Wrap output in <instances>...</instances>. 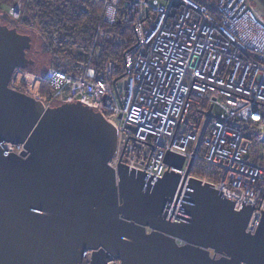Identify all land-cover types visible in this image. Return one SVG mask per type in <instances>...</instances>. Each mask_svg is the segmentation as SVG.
<instances>
[{
  "label": "built area",
  "instance_id": "obj_1",
  "mask_svg": "<svg viewBox=\"0 0 264 264\" xmlns=\"http://www.w3.org/2000/svg\"><path fill=\"white\" fill-rule=\"evenodd\" d=\"M232 1L215 0L211 11L197 0H101L89 41L49 30L41 40L49 56L45 69L15 68L8 87L43 109L77 99L95 106L115 127L111 168L122 157L157 177L168 169L183 176L189 164L188 176L234 199L235 209L253 203L245 228L254 233L264 210V25L251 0L246 9L242 0L229 7ZM21 5L15 0L5 8L22 20ZM118 19L132 25V43L123 62L104 60L103 45L114 38L110 28ZM23 145L0 143L4 154H20ZM168 151L184 156L182 167L165 163ZM182 195L170 202L169 221ZM89 254L82 253L83 264Z\"/></svg>",
  "mask_w": 264,
  "mask_h": 264
},
{
  "label": "water",
  "instance_id": "obj_2",
  "mask_svg": "<svg viewBox=\"0 0 264 264\" xmlns=\"http://www.w3.org/2000/svg\"><path fill=\"white\" fill-rule=\"evenodd\" d=\"M252 2L264 25V0ZM40 54L31 30L0 23V143L25 147H0V264H83L85 249L88 264H264V210L250 233L253 203L235 209L234 199L188 176L189 164L183 176L157 177L122 157L111 168L115 127L95 106L77 99L43 109L9 88L10 72L34 67ZM164 161L180 168L184 156L168 151Z\"/></svg>",
  "mask_w": 264,
  "mask_h": 264
},
{
  "label": "trees",
  "instance_id": "obj_3",
  "mask_svg": "<svg viewBox=\"0 0 264 264\" xmlns=\"http://www.w3.org/2000/svg\"><path fill=\"white\" fill-rule=\"evenodd\" d=\"M15 0H0V5ZM203 2L202 0H197ZM23 21L44 30L53 29L59 38L78 40L82 43L92 37L102 9L101 0H25L23 3ZM211 11L213 6L209 3ZM118 17H121L119 14ZM0 23L19 29L20 25L3 14ZM23 26V25H22ZM114 38L103 45L101 58L123 62V53L130 47L133 40L132 25L125 24L121 19L111 25ZM45 33V34H46ZM120 40L117 41V37Z\"/></svg>",
  "mask_w": 264,
  "mask_h": 264
},
{
  "label": "rangeland",
  "instance_id": "obj_4",
  "mask_svg": "<svg viewBox=\"0 0 264 264\" xmlns=\"http://www.w3.org/2000/svg\"><path fill=\"white\" fill-rule=\"evenodd\" d=\"M25 0H22V10L24 9V6H23V3H24ZM204 3L207 2V3H211V4H214L215 3V0H202ZM15 2V1H14ZM7 4H10V3H4V4H1L0 5V17L3 16V14L5 16H7L8 18H10L11 20L17 22V24L20 25V29H22L24 32H29L30 30L34 33V35L37 37V39H39V50H40V56H38V62H36L34 64V67L32 65H29L28 67H24L25 69H28V71H38V72H42L44 69H45V66H46V62L49 58L48 56V53L45 52L43 49H42V45H41V40L42 38L45 36V33L46 31H42V30H39V28L35 27L34 25L30 24V26H27L25 25L24 21H23V18L22 20L21 19H16V18H13L11 17L8 13H7V8H5V5ZM6 25V24H5ZM23 25V26H22ZM51 30V29H50ZM30 69V70H29ZM22 74V73H21ZM23 75V74H22ZM23 77H26V75ZM14 82L16 84H20V82L15 78L14 79ZM213 253L211 252V255ZM216 256H219V254H217Z\"/></svg>",
  "mask_w": 264,
  "mask_h": 264
},
{
  "label": "flooded vegetation",
  "instance_id": "obj_5",
  "mask_svg": "<svg viewBox=\"0 0 264 264\" xmlns=\"http://www.w3.org/2000/svg\"><path fill=\"white\" fill-rule=\"evenodd\" d=\"M251 2H252V0H251ZM252 6L254 7V3L252 2ZM258 16V15H257ZM259 17V16H258ZM18 30V32L20 31V32H22V33H26V32H24L22 29H17ZM29 52H30V49H27V51H26V55L29 57Z\"/></svg>",
  "mask_w": 264,
  "mask_h": 264
},
{
  "label": "snow or ice",
  "instance_id": "obj_6",
  "mask_svg": "<svg viewBox=\"0 0 264 264\" xmlns=\"http://www.w3.org/2000/svg\"><path fill=\"white\" fill-rule=\"evenodd\" d=\"M166 47V46H165ZM161 51H163V49H161ZM202 54V53H201ZM165 59H167V54L165 55ZM146 115V114H145ZM221 143H223L224 141L223 140H221L220 141Z\"/></svg>",
  "mask_w": 264,
  "mask_h": 264
},
{
  "label": "bare ground",
  "instance_id": "obj_7",
  "mask_svg": "<svg viewBox=\"0 0 264 264\" xmlns=\"http://www.w3.org/2000/svg\"><path fill=\"white\" fill-rule=\"evenodd\" d=\"M15 68H18V67H15ZM15 68H14V69H15ZM11 72H12V71H11ZM11 72H10V73H11Z\"/></svg>",
  "mask_w": 264,
  "mask_h": 264
}]
</instances>
